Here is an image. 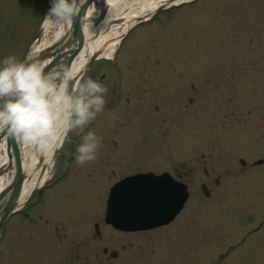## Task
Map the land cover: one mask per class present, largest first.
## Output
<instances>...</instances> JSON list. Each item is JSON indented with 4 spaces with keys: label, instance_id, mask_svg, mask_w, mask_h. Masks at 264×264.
I'll return each instance as SVG.
<instances>
[{
    "label": "rangeland",
    "instance_id": "rangeland-1",
    "mask_svg": "<svg viewBox=\"0 0 264 264\" xmlns=\"http://www.w3.org/2000/svg\"><path fill=\"white\" fill-rule=\"evenodd\" d=\"M49 5L50 0H0V57H24ZM135 29L119 55L124 70L121 102L113 110L102 109L93 129L101 138L98 154L87 166L74 163L70 173L77 179L69 181L71 187L82 182V189L93 195L94 205L81 206L88 218L80 226L85 228L100 215L104 221L98 209L118 178L138 171H169L185 183L188 193L170 229L175 231L190 217L204 225L200 244L193 236L178 241L184 251L179 261L264 264V223L255 232L264 221V164L252 165L264 159V0H197ZM106 61L96 59L86 73L105 84V102L111 94ZM103 114L109 123L100 129ZM64 143L54 157L51 176L67 154ZM122 156L133 161H120ZM66 184L60 180L54 191ZM201 184L207 186L208 196ZM54 198L48 193L50 201ZM41 211L35 207L36 213ZM19 219L16 214L7 225L8 236H19L16 241L24 233L45 232ZM103 233L109 253L118 252L117 258L108 256L107 264H147L132 250L119 252L118 233ZM168 239L173 240L170 235ZM233 245L237 249L227 256ZM58 256L62 263L66 254ZM2 259L0 264H5Z\"/></svg>",
    "mask_w": 264,
    "mask_h": 264
},
{
    "label": "clouds",
    "instance_id": "clouds-1",
    "mask_svg": "<svg viewBox=\"0 0 264 264\" xmlns=\"http://www.w3.org/2000/svg\"><path fill=\"white\" fill-rule=\"evenodd\" d=\"M85 0H50L41 26L63 32L80 13ZM66 67L44 70L33 59L31 46L23 58L0 57V131H6L21 144L46 152L61 146L71 131L80 142L74 160L83 164L95 158L101 138L84 126L102 111L107 88L89 76L73 79Z\"/></svg>",
    "mask_w": 264,
    "mask_h": 264
},
{
    "label": "bare ground",
    "instance_id": "bare-ground-1",
    "mask_svg": "<svg viewBox=\"0 0 264 264\" xmlns=\"http://www.w3.org/2000/svg\"><path fill=\"white\" fill-rule=\"evenodd\" d=\"M188 1L193 2L195 0H85L80 13L63 32L49 31L46 27L37 29L36 34L40 38L32 43L31 48L33 54H36L45 44L47 46L52 40L54 41L60 35L62 37L65 33L60 46L53 49L50 56L38 54L35 59L43 62L45 71L64 66L71 69L75 74H82L86 69L88 60L93 55L97 59H109L111 57L118 48L120 37L130 30V26L135 24L136 19L149 18L154 11L161 7L182 5ZM121 50L122 48L119 52ZM69 51L70 54L73 52V55L69 56ZM118 54L120 55V53ZM132 61L138 65L135 58L132 57ZM49 63L53 65L50 66ZM106 126L107 124L104 125V127ZM93 127L94 124L89 130H92ZM5 138L7 143L13 144L11 140L16 143L15 148L11 147V150L13 155L18 157L15 158V162L20 161L19 163L23 167L21 172L15 173V176L12 167L13 159L12 161L9 160L6 153ZM9 139L11 140L9 141ZM59 148H53L51 151L43 153L36 152L21 144L7 132L0 131V223L4 210L12 212L8 206L9 203H12V209L20 208L29 200L32 193H35L39 187L45 184L51 175L54 155ZM79 186H82V183H79ZM126 191L128 192V188ZM104 202L107 203L106 200ZM176 237L180 238L181 236L178 234ZM3 238L2 236V240ZM179 253L176 252V254ZM164 254H168V252L165 250ZM179 260L180 258L178 259L180 263ZM166 264H169L168 258Z\"/></svg>",
    "mask_w": 264,
    "mask_h": 264
},
{
    "label": "flooded vegetation",
    "instance_id": "flooded-vegetation-1",
    "mask_svg": "<svg viewBox=\"0 0 264 264\" xmlns=\"http://www.w3.org/2000/svg\"><path fill=\"white\" fill-rule=\"evenodd\" d=\"M47 264H60V262L56 261V259H48ZM8 264H43L42 261L38 258H30L26 253L21 256V259L8 257Z\"/></svg>",
    "mask_w": 264,
    "mask_h": 264
},
{
    "label": "water",
    "instance_id": "water-1",
    "mask_svg": "<svg viewBox=\"0 0 264 264\" xmlns=\"http://www.w3.org/2000/svg\"><path fill=\"white\" fill-rule=\"evenodd\" d=\"M81 41V40H80ZM83 42V41H82ZM56 47H58L57 45H54V46H52V47H50V48H48V49H46L44 52H42L40 55H43V56H50L52 53H53V49H55ZM69 56H71V55H73V52L70 54V51H69ZM35 58H37L36 56L35 57H33V59H35ZM50 64V63H49ZM53 64H50V66H52ZM6 131H4V133H5ZM11 139H9V141H10ZM12 142H13V144H11L10 142H8V154H9V157H11V150H10V148L12 147V148H15V145H16V143L13 141V140H11ZM15 158H18L17 156H15ZM8 206L10 207V209L12 210V203H9L8 204ZM9 212L10 211H8V210H4L3 211V216H2V221H1V223H0V229L2 228V225H3V222H4V220L6 219V217L8 216V214H9Z\"/></svg>",
    "mask_w": 264,
    "mask_h": 264
}]
</instances>
